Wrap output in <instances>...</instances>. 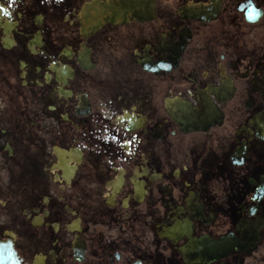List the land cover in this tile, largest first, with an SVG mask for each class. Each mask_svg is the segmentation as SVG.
Listing matches in <instances>:
<instances>
[{
  "label": "flooded vegetation",
  "instance_id": "flooded-vegetation-1",
  "mask_svg": "<svg viewBox=\"0 0 264 264\" xmlns=\"http://www.w3.org/2000/svg\"><path fill=\"white\" fill-rule=\"evenodd\" d=\"M0 9V260L264 264V0Z\"/></svg>",
  "mask_w": 264,
  "mask_h": 264
},
{
  "label": "water",
  "instance_id": "water-1",
  "mask_svg": "<svg viewBox=\"0 0 264 264\" xmlns=\"http://www.w3.org/2000/svg\"><path fill=\"white\" fill-rule=\"evenodd\" d=\"M1 255H3L5 258V259L0 260L2 262V264H5V263H7V264H19L17 262L16 255L11 248H5V250H3L1 252Z\"/></svg>",
  "mask_w": 264,
  "mask_h": 264
},
{
  "label": "snow or ice",
  "instance_id": "snow-or-ice-1",
  "mask_svg": "<svg viewBox=\"0 0 264 264\" xmlns=\"http://www.w3.org/2000/svg\"><path fill=\"white\" fill-rule=\"evenodd\" d=\"M0 11H2V9H0Z\"/></svg>",
  "mask_w": 264,
  "mask_h": 264
}]
</instances>
